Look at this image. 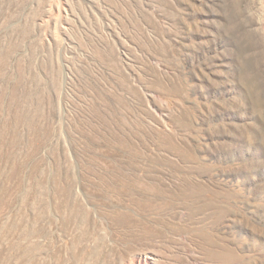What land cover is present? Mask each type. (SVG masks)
<instances>
[{"label": "rangeland", "instance_id": "1", "mask_svg": "<svg viewBox=\"0 0 264 264\" xmlns=\"http://www.w3.org/2000/svg\"><path fill=\"white\" fill-rule=\"evenodd\" d=\"M0 67V264H264V0H0Z\"/></svg>", "mask_w": 264, "mask_h": 264}, {"label": "bare ground", "instance_id": "2", "mask_svg": "<svg viewBox=\"0 0 264 264\" xmlns=\"http://www.w3.org/2000/svg\"><path fill=\"white\" fill-rule=\"evenodd\" d=\"M1 68V67H0ZM38 82V81H37ZM9 83V82H8ZM7 87V86H6ZM38 100V99H37ZM7 101V100H6ZM34 104V103H33ZM31 124V123H30ZM50 137V136H49ZM44 166V165H43ZM43 176V175H42ZM59 180V179H58ZM24 190V189H23ZM79 205V204H78ZM56 209V208H55ZM58 214V213H57ZM117 215V214H116ZM52 219V218H51ZM80 226V225H79ZM33 233V232H32ZM41 233V232H40ZM39 233V234H40ZM70 238V237H69ZM73 241V240H72ZM74 250V249H73ZM52 255V254H51ZM69 261V260H68Z\"/></svg>", "mask_w": 264, "mask_h": 264}]
</instances>
